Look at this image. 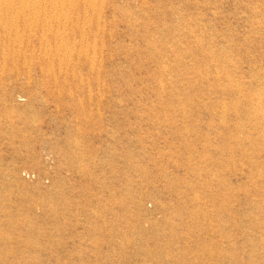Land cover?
Returning <instances> with one entry per match:
<instances>
[{
	"label": "rangeland",
	"instance_id": "obj_1",
	"mask_svg": "<svg viewBox=\"0 0 264 264\" xmlns=\"http://www.w3.org/2000/svg\"><path fill=\"white\" fill-rule=\"evenodd\" d=\"M1 1L0 264H264V0Z\"/></svg>",
	"mask_w": 264,
	"mask_h": 264
},
{
	"label": "bare ground",
	"instance_id": "obj_2",
	"mask_svg": "<svg viewBox=\"0 0 264 264\" xmlns=\"http://www.w3.org/2000/svg\"><path fill=\"white\" fill-rule=\"evenodd\" d=\"M16 1H17V0H16ZM36 1H38V0H36ZM39 1H40V0H39ZM39 1H38V2H39ZM46 1H47V0H46ZM49 1H51V5H52L53 7H54V5H56L57 2H59V1H57V0H49ZM62 1H63V0H62ZM74 1H75V0H74ZM74 1H73V2H74ZM77 1H78V0H77ZM19 2H20V1H19ZM29 2H30V0H29ZM83 2H84V1H83ZM1 3H2V5L6 6L7 8H10V7L13 6V3H14V2H13V0H2ZM21 3H22V2H21ZM64 3H65V2H64ZM19 4H20V3H19ZM22 4H24V1H23ZM33 4H34V3H33ZM73 4L75 5V3H73ZM93 4H94V2H93ZM27 5H30V3L28 4V2H27ZM34 5H35V4H34ZM39 5H40V3H39ZM69 5H70V4H69ZM44 6H45V4H44ZM60 6H61V4H60ZM70 6H71V5H70ZM90 6H91V5H90ZM14 7H15V6H14ZM21 7H22V6H21ZM23 7H24V6H23ZM31 7H32V5H31ZM48 7H50V6H48ZM7 8H6V9H7ZM27 8H28V7H27ZM32 8H33V7H32ZM42 8L45 9V7H42ZM46 8H47V7H46ZM55 8H56V7H55ZM61 8H62V7H61ZM64 8H65V7H64ZM18 9H19V7H18ZM44 9H43V11H45ZM49 9H50V8H49ZM39 10H40V8H39ZM39 10H38V11H39ZM57 10H58V9H57ZM57 10H56V11H57ZM59 10H61V9H59ZM59 10H58V11H59ZM28 11H29V9H28ZM68 11H69V9H68ZM16 12H17V9L15 10V13H14L15 15L17 14ZM34 12H35V10H34ZM34 12H33V13H34ZM62 12H64V11H62ZM12 13H13V12H12ZM37 13H38V12H37ZM37 13H36V15H38ZM57 13H58V12H57ZM34 14H35V13H34ZM39 14H40V12H39ZM43 14H44V12H43ZM43 14H42V16H44ZM46 14H47V13H46ZM63 14H64V13H63ZM71 14H72V13H71ZM30 15H31V13H30ZM32 15H33V14H32ZM32 15H31V16H32ZM67 15H68V13H67ZM47 16H48V15H47ZM55 16H56V15H55ZM64 16H65V15H64ZM70 16H72V15H70ZM6 17H7V16H6ZM13 17H14V16H13ZM48 17H49V16H48ZM59 17H60V16H59ZM66 17H67V16H66ZM28 18H29V17H28ZM50 18H52V17H50ZM53 18H54V15H53ZM56 18H57V20L59 19V18H58V14H57V17H56ZM63 18H64V17H63ZM67 18H68V17H67ZM16 19H17V18H16ZM29 19H31V18H29ZM76 19H77V18H76ZM3 20H4V19H3ZM32 20H33V19H32ZM35 20H36V18H35ZM41 20L43 21L42 18H41ZM5 21H6V19L4 20V22H5ZM10 23H11V22H10ZM32 23H33V22H32ZM14 24H15V23H14ZM45 24H46V23H45ZM35 26H36V25H35ZM34 28H35V27H34ZM3 29H4V28H3ZM28 29H29V27H28ZM47 30H49V29H47ZM55 30H56V29H55ZM49 31H50V30H49ZM63 31H64V28H63ZM8 33H9V32H8ZM33 33H34V32H33ZM64 33H66V32H64ZM20 35H21V34H20ZM32 35H33V34H32ZM44 35H45V34H44ZM62 35H63V34H62ZM67 35H68V34H67ZM45 36H46V35H45ZM20 37H21V36H20ZM20 37H19L18 41L21 40ZM21 38H22V37H21ZM46 38H47V36H46ZM60 38H61V37H60ZM64 40H65V39H64ZM7 41H8V39H7ZM44 42H45V41H44ZM49 42H50V41H49ZM48 44H49V43H48ZM50 45H51V44H50ZM44 47H45V46H44ZM50 47H51V46H50ZM50 47H49V49H50ZM54 48H55V47H54ZM58 48H59V47H58ZM69 48H70V47H69ZM77 50H78V48H77ZM84 50H85V49H84ZM54 51H55V50H54ZM69 51H71V50L69 49ZM48 52H49V51H48ZM53 53H54V52H53ZM55 53H56V52H55ZM57 54H58V53H57ZM52 55H53V54H52ZM55 57H56V56H55ZM68 57H69V56H68ZM90 58H91V57H90ZM93 58H94V57H93ZM55 59H56V58H55ZM52 60H53V59H52ZM64 61H66V60H64ZM68 61H69V60H68ZM98 62H99V61H98ZM163 70H164V69H163ZM199 71H201V70H199ZM53 72H54V71H53ZM204 72H205V71H204ZM51 75H52V74H51ZM28 79H29V77H28ZM28 79H27V80H28ZM57 80H58V79H57ZM28 81H29V80H28ZM31 82H32V81H31ZM119 101H121V100H119ZM222 107H223V106H222ZM165 174H166V173H165ZM141 207H142V205H141ZM251 214H252V213H251ZM133 234H134V233H133ZM263 245H264V244H263ZM252 247H253V245H252ZM248 250H249V248H248ZM254 253H255V252H254ZM257 256H258V254H257ZM258 257H260V256H258ZM255 260H256V259H255ZM262 261H263V259H262Z\"/></svg>",
	"mask_w": 264,
	"mask_h": 264
}]
</instances>
